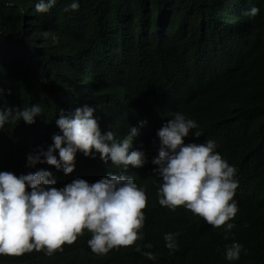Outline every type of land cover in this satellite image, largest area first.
I'll return each mask as SVG.
<instances>
[{
	"label": "trees",
	"instance_id": "1",
	"mask_svg": "<svg viewBox=\"0 0 264 264\" xmlns=\"http://www.w3.org/2000/svg\"><path fill=\"white\" fill-rule=\"evenodd\" d=\"M37 2L0 0V108H43L35 123L13 122L0 131V171L18 176L45 169L58 188L76 178L93 183L108 172L132 176L147 195L137 244H151L142 250L157 258L148 260L134 246L98 256L86 232L53 256L33 250L0 255V264H264V211L243 208L264 183V129L257 120L264 113L248 111L264 110V0H79V9L67 12L71 0H57L46 14L36 12ZM253 6L260 10L255 17L243 15ZM85 104L94 108L101 130L118 139L129 126L138 127L133 148L142 145L149 161L154 126L181 112L197 122L200 143L213 140L220 155L232 152L246 162L252 173L243 180L234 236L223 239V227L212 228L182 207H162L161 179L150 162L124 172L98 153L91 158L78 152L68 175L47 164L25 167L27 154L46 150L59 133L60 109ZM139 121L146 124L139 127ZM185 139L198 140L191 134ZM165 233H179L173 253ZM233 239L248 253L238 263L223 256Z\"/></svg>",
	"mask_w": 264,
	"mask_h": 264
},
{
	"label": "clouds",
	"instance_id": "2",
	"mask_svg": "<svg viewBox=\"0 0 264 264\" xmlns=\"http://www.w3.org/2000/svg\"><path fill=\"white\" fill-rule=\"evenodd\" d=\"M56 2L38 0L35 10L46 14ZM79 6V0H71L64 11H76ZM259 11L253 6L243 15L253 18ZM248 111L264 113L256 106ZM42 113L39 103L25 108H0V131H5V126L13 122L31 125ZM93 113L94 108L87 104L73 111L60 109L55 119L59 133L52 135V143L46 150L39 147L28 153L25 167L47 164L68 175L74 171L78 152L91 158L98 153L106 165L110 161L124 172L130 166L142 168L150 162L155 166L152 173L161 179L157 197L162 207L170 211L182 207L212 228L223 227V239L234 236L243 180L252 173L246 162L236 160L232 152L220 155L213 140L200 143L197 122L181 112H175L166 123L154 126L155 153L149 161L142 145L133 148L138 127L129 126L127 134L118 139L112 130H101ZM257 120L264 129V119ZM145 124L146 121L138 122L139 127ZM190 134L198 140L185 139ZM56 183L53 173L45 169L18 176L0 171V255L20 256L35 250L53 256L87 232L91 234L88 247L98 256L134 246L148 260L157 258L153 252L142 250V247L150 249L151 244H137L143 238L147 195L132 176L108 172L93 183L82 178L59 188ZM246 204L257 205L264 211V183L244 202L243 208ZM242 216L249 225L251 238L256 239L257 234ZM178 236L179 233L163 236L170 253L178 250ZM242 252L248 254L233 239L231 244L224 245L223 256L229 262L238 263Z\"/></svg>",
	"mask_w": 264,
	"mask_h": 264
}]
</instances>
